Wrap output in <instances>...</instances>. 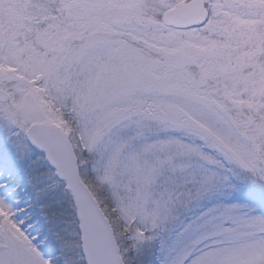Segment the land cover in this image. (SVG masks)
Returning a JSON list of instances; mask_svg holds the SVG:
<instances>
[{"label":"snow or ice","instance_id":"6c2138e0","mask_svg":"<svg viewBox=\"0 0 264 264\" xmlns=\"http://www.w3.org/2000/svg\"><path fill=\"white\" fill-rule=\"evenodd\" d=\"M0 264H264V0H0Z\"/></svg>","mask_w":264,"mask_h":264}]
</instances>
